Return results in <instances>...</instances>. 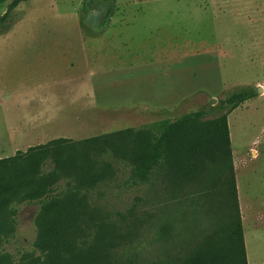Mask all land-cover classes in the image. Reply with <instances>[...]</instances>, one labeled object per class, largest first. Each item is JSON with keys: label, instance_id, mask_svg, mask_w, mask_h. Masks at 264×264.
I'll use <instances>...</instances> for the list:
<instances>
[{"label": "rangeland", "instance_id": "rangeland-1", "mask_svg": "<svg viewBox=\"0 0 264 264\" xmlns=\"http://www.w3.org/2000/svg\"><path fill=\"white\" fill-rule=\"evenodd\" d=\"M10 1L0 0V16ZM15 17L0 35V159L57 139L93 140L89 158L110 163L111 180L93 182L87 173L49 159L43 170L55 176V192H67L80 202L78 208L99 210L101 217L114 220L116 212L131 207L138 214L153 213L167 197L159 188L154 193L131 182L137 162L128 130L219 107L233 92L256 90L227 122L235 181L252 205V221L245 225L250 263L264 260V225L255 221L264 207V0H29L16 8ZM176 66L178 92L167 96L161 77ZM178 93L185 99L177 106ZM145 100L150 108H132ZM228 109L207 112L205 118ZM220 192H211L216 215L225 204ZM15 207L16 230L2 246L14 260L155 264L165 252L152 233L142 234L126 251H108V233L94 230L71 251L39 249L38 205ZM164 211L166 219L177 216L170 206ZM204 224L200 219L197 228ZM160 229L162 236L169 228Z\"/></svg>", "mask_w": 264, "mask_h": 264}, {"label": "trees", "instance_id": "trees-1", "mask_svg": "<svg viewBox=\"0 0 264 264\" xmlns=\"http://www.w3.org/2000/svg\"><path fill=\"white\" fill-rule=\"evenodd\" d=\"M28 1L9 2L0 16V35L11 29L16 8ZM255 96L256 90L242 89L231 93L219 107L210 106L183 114L174 121L127 131L129 148L137 162L131 182L146 184L154 193L158 188L167 193L163 207L146 215L131 207L125 213L116 212L111 220L101 217L99 210L78 208L80 202L65 196L67 192L54 191L55 176L43 170L47 159L55 166L64 162L76 171L85 172L93 182L112 179L115 171L110 163L89 158L87 145H91V139L80 142L57 139L0 159V264H28L26 256L14 260L2 249L16 230L15 205L19 204L39 207L34 219L35 246L39 249L61 247L63 251H71L94 230L108 233V251L113 248L126 251L142 234L152 233L154 241H162L163 249L161 245L159 249L165 251L155 264H248L227 116ZM226 105L229 106L226 112L205 118L207 112H220ZM214 191H221L225 202L219 215L211 206ZM61 194L65 197L60 198ZM169 206L177 215L171 220L163 217ZM200 219L205 224L197 228ZM163 226L169 229L161 236Z\"/></svg>", "mask_w": 264, "mask_h": 264}, {"label": "crops", "instance_id": "crops-1", "mask_svg": "<svg viewBox=\"0 0 264 264\" xmlns=\"http://www.w3.org/2000/svg\"><path fill=\"white\" fill-rule=\"evenodd\" d=\"M173 69V68H172ZM176 70L178 71L179 68L178 66H176L172 71L171 73L168 74L169 72V69H164V71L166 72V74H164L165 77H161L162 79H165L164 83H166V85H164V87L162 89L165 90V92H168L167 96H170L174 93H177L178 92V88L179 87V77L178 75L176 76ZM173 72V73H172ZM132 77H134L132 75ZM87 78V77H86ZM176 81H174V80ZM143 80V79H142ZM142 80H139L140 82H142ZM178 95H180V100H178L179 102L176 103L175 105H179L180 103H182V101L185 99V95L183 94V96H181V94L178 93ZM40 100H42L40 98ZM146 102V100L144 101V103H139V104H136L135 106H132V108H135L138 106L141 105V107H145V108H150ZM175 105L171 107H165V106H161V107H158L162 110H171V109H174L175 108ZM152 109V108H151ZM253 150L256 152V158L258 156V151L256 149L253 148ZM251 158H252V155H251ZM254 159V158H253ZM244 179H243V170H242V183H243ZM236 187H237V197H238V203H239V208H240V214H241V221H242V228H243V237H244V245H245V250H246V257H247V263L248 264H251L250 263V253L248 252V237H246V234H245V225L248 224L249 225V221H252L250 215L251 212H252V205L251 203L247 200V195L246 193L244 192V190L241 191V187H240V184L238 183V181L236 180ZM254 212V211H253ZM256 217V223H258L260 226L264 225V207L261 209V210H257V215L255 216ZM251 219V220H250ZM258 264H263L264 263V260H262L261 258H258Z\"/></svg>", "mask_w": 264, "mask_h": 264}, {"label": "water", "instance_id": "water-1", "mask_svg": "<svg viewBox=\"0 0 264 264\" xmlns=\"http://www.w3.org/2000/svg\"><path fill=\"white\" fill-rule=\"evenodd\" d=\"M257 91L261 93L262 92V89L261 88H258ZM212 102H213V100H212Z\"/></svg>", "mask_w": 264, "mask_h": 264}]
</instances>
